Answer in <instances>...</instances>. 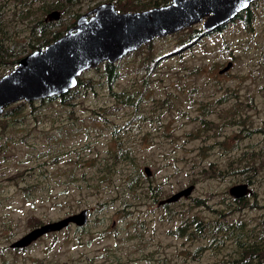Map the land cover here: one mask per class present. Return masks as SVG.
<instances>
[{
	"label": "rangeland",
	"instance_id": "1",
	"mask_svg": "<svg viewBox=\"0 0 264 264\" xmlns=\"http://www.w3.org/2000/svg\"><path fill=\"white\" fill-rule=\"evenodd\" d=\"M107 1L0 0V77ZM246 13L102 62L66 98L5 109L0 264H264V0ZM239 183L249 193L234 198ZM81 210L84 224L11 247Z\"/></svg>",
	"mask_w": 264,
	"mask_h": 264
},
{
	"label": "water",
	"instance_id": "2",
	"mask_svg": "<svg viewBox=\"0 0 264 264\" xmlns=\"http://www.w3.org/2000/svg\"><path fill=\"white\" fill-rule=\"evenodd\" d=\"M254 1L171 0L160 6L126 12H120L111 1L100 3L80 14L64 35L22 57L13 70L0 77V113L17 101L64 95L77 85L82 72L102 62L114 63L157 37L196 24H200L203 31L216 30L233 21ZM230 65L228 62L220 73ZM144 171L149 174L147 167ZM192 189L193 185H189L159 203L188 197ZM229 193L241 198L247 196L249 190L245 183H239L232 185ZM86 215L87 210H81L41 224L13 241L11 247H26L46 233L61 230L71 223L82 225Z\"/></svg>",
	"mask_w": 264,
	"mask_h": 264
},
{
	"label": "trees",
	"instance_id": "3",
	"mask_svg": "<svg viewBox=\"0 0 264 264\" xmlns=\"http://www.w3.org/2000/svg\"><path fill=\"white\" fill-rule=\"evenodd\" d=\"M108 1H111V0H108ZM153 1H159V0H153ZM171 0H168V1H161V2H158V3H156V4H153V5H151V6H147V7H144V8H151V7H154V6H160V5H163V4H166V3H169ZM112 3H113V1H111ZM116 8H117V6H116ZM118 9V8H117ZM120 12H126V11H138V9H127V10H124V9H118ZM141 10H144V9H141ZM247 9L246 10H244V11H242V12H240L238 15H237V17L236 18H238V17H240L241 15H248L247 13ZM243 13V14H242ZM235 18V19H236ZM234 19V20H235ZM226 25V24H225ZM225 25H223V26H220L218 29H216V30H220L221 28H223ZM185 29H187L188 30V39H190L191 37H197V35H198V29L197 28H195V26L194 27H188V28H185ZM203 31V30H202ZM213 31H215V30H213ZM203 32H205V33H210V32H212V31H203ZM54 40V39H53ZM53 40H51V41H49V43L50 42H52ZM148 44H151V43H148ZM148 44H146V45H148ZM77 84H79V83H77ZM72 89H70L66 94H64V95H61V97L62 98H66V96L70 93V91H71Z\"/></svg>",
	"mask_w": 264,
	"mask_h": 264
},
{
	"label": "flooded vegetation",
	"instance_id": "4",
	"mask_svg": "<svg viewBox=\"0 0 264 264\" xmlns=\"http://www.w3.org/2000/svg\"><path fill=\"white\" fill-rule=\"evenodd\" d=\"M51 16V17H50ZM52 16H54V17H57V14H55L54 12L52 13V14H50L49 15V17L50 18H52ZM77 19V18H76ZM76 21V20H75ZM75 21H74V23H75ZM74 23L73 24H71L70 26H68V28L64 31V32H61L59 35H57V37H55L54 38V40L53 41H55V40H57L59 37H61L62 35H64L68 30H69V28L71 27V26H73L74 25ZM158 38V37H157ZM157 38H155V39H157ZM47 44H49V42H47ZM47 44H45V45H43V46H40V48H43V47H45ZM21 59V58H20ZM17 62H18V60H17ZM17 62L14 64V66L12 67V70L17 66ZM51 97H58V96H51ZM41 99H43V98H41ZM21 101H24V100H21ZM32 101V100H31ZM17 102H20V101H17ZM17 102H14V103H12V104H15V103H17ZM26 102H30V101H26ZM12 104H10V105H12ZM10 105H8V106H6V107H4V109H3V111L0 113V117L3 115H5L6 113H5V109H7ZM67 227V226H66ZM54 232V231H53ZM35 241V240H34ZM33 242V241H32ZM31 242V243H32ZM30 243V244H31ZM11 245V244H10ZM27 247V246H26ZM26 247H23V248H26Z\"/></svg>",
	"mask_w": 264,
	"mask_h": 264
}]
</instances>
